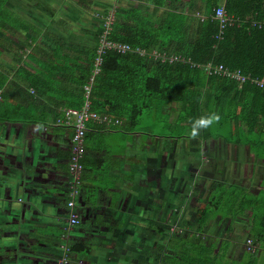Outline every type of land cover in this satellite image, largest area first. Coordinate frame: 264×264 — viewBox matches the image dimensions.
Instances as JSON below:
<instances>
[{
  "label": "crops",
  "instance_id": "0c3cea01",
  "mask_svg": "<svg viewBox=\"0 0 264 264\" xmlns=\"http://www.w3.org/2000/svg\"><path fill=\"white\" fill-rule=\"evenodd\" d=\"M112 1L0 0V77L6 79L0 90V264H62L66 249L67 264H156L163 243L158 232L170 227L173 201L182 186L186 191L193 148L187 135L130 131L120 119L111 127L89 123L75 209L80 224L67 226L74 130L58 121L77 104L73 81L99 45L102 15ZM185 5L179 8L188 15ZM117 8L120 26L130 15L156 19L172 12L158 11L149 0H117ZM108 15L114 19V9ZM176 108L163 107L169 121ZM200 146L189 184H197L193 205L203 215L198 221L206 216L203 208L214 212L196 235L226 264H247L252 241L264 264V241L253 240L255 230L264 233V153L258 159L250 145L221 139ZM219 186L239 190L255 208L226 217L210 204ZM75 244L89 251L70 252Z\"/></svg>",
  "mask_w": 264,
  "mask_h": 264
},
{
  "label": "trees",
  "instance_id": "16d2710c",
  "mask_svg": "<svg viewBox=\"0 0 264 264\" xmlns=\"http://www.w3.org/2000/svg\"><path fill=\"white\" fill-rule=\"evenodd\" d=\"M114 1L102 15L103 26L108 12L114 9L108 41L129 45L135 51H145L146 55L108 52L102 56L100 71L95 74L91 87L92 110L122 120V127L130 131L141 128L154 133L153 127L161 124L166 134L187 135L194 149H199L195 146L200 143L219 139L250 145L260 159L264 153V89L251 82L240 84L227 77L209 75L193 64L223 65L244 75L264 78V0H149L158 11L170 9L172 12H163V16L156 19L150 15H130L127 26H120V9L117 0ZM181 2H186L188 15L181 14L184 8H179ZM222 6L235 23L221 32L215 10ZM96 48L73 81L78 101L69 105L76 109L85 101L83 87L91 78ZM152 52L177 56L187 62L154 61L149 56ZM5 82L6 79L0 77V90ZM1 96L4 98L3 93ZM168 104L177 106L173 121L162 112ZM144 113L155 120L148 128L142 127ZM213 113L220 116L219 123L200 131L195 139L191 138L192 122ZM200 157L199 151L188 150L189 170L185 181L186 191L189 188L191 194L187 196L190 192L182 186V195L173 201L170 227L158 232L163 243L158 246L156 264H226L224 256L200 234L196 235L214 212L203 208L206 216L198 221L203 215L195 212L193 205L199 198L195 187L189 184ZM216 192L212 193L210 204L215 210H225L226 217L237 219L249 208H255L253 201L245 200L237 189L219 186ZM232 199H235L234 205L230 203ZM181 209L184 211L178 216ZM191 213L195 215L193 221H190ZM253 235V240L264 241L263 232L255 230ZM69 249L75 254L89 251L87 245L81 244L69 246ZM248 258L247 264H258L254 252Z\"/></svg>",
  "mask_w": 264,
  "mask_h": 264
},
{
  "label": "built area",
  "instance_id": "2783aa9c",
  "mask_svg": "<svg viewBox=\"0 0 264 264\" xmlns=\"http://www.w3.org/2000/svg\"><path fill=\"white\" fill-rule=\"evenodd\" d=\"M215 20L220 23L221 32L227 27L234 25L235 21L233 18H229L225 12L224 6L215 10ZM113 23V16L108 15L105 19L103 25V32L99 39V45L96 50V55L94 59V67L92 70L90 80L84 85V96L85 101L83 106L80 109L69 108L64 111V117L59 119L58 124L72 127L74 130V135L72 137V161L70 164V173L72 176L71 182V192L70 199L68 201L67 207L73 211V214L69 216L68 227H77L80 224V217L76 214V198L80 195L82 178L81 174L84 170V166L81 162L84 156V142L87 134V127L89 123L97 124L103 127L118 126L121 124L120 120L114 119L110 116L99 114L92 110V100H91V87L94 80L95 74H98L100 71V66L102 62V56L106 53H117V54H126L130 52H137L141 56H145L146 52L141 50H133L129 45L120 44L115 42L108 41V36L110 33V27ZM264 25V23H262ZM259 26V23H258ZM150 58L154 61H160L162 63H172V62H187L179 57H171L165 54H158L152 52L149 54ZM196 67H202L209 74H216L219 76L227 77L233 79L240 84L251 82L252 84L257 85L258 87L264 89V78H254L250 75H244L239 70H230L223 65H214L212 63L206 65L193 64ZM252 247L250 251L256 246L252 245V242L249 241ZM68 249H66L65 257L61 260L62 264H67L69 259L67 258Z\"/></svg>",
  "mask_w": 264,
  "mask_h": 264
},
{
  "label": "clouds",
  "instance_id": "9594fccd",
  "mask_svg": "<svg viewBox=\"0 0 264 264\" xmlns=\"http://www.w3.org/2000/svg\"><path fill=\"white\" fill-rule=\"evenodd\" d=\"M220 116L213 113L208 117H201L192 122L191 131L189 133L190 137L195 139L200 131L210 128L214 123H219Z\"/></svg>",
  "mask_w": 264,
  "mask_h": 264
},
{
  "label": "rangeland",
  "instance_id": "374dc122",
  "mask_svg": "<svg viewBox=\"0 0 264 264\" xmlns=\"http://www.w3.org/2000/svg\"><path fill=\"white\" fill-rule=\"evenodd\" d=\"M152 122H155L152 118H151V116L150 115H147V113H144L143 114V119H142V127H144V128H148V127H150V125L152 124ZM139 131H144L145 132V130H143V129H138ZM164 133L165 132V129H164V127L160 124V125H158L157 124V126H156V128H155V135L156 134H159V133ZM192 151H194V152H200V153H202L201 152V146H200V148L199 149H193ZM202 158H203V154H202ZM195 187H197V184H195ZM187 196H188V194H187ZM261 211V210H260ZM174 212H176V211H174ZM180 214H182L181 212H179L178 213V216H180ZM213 214H211V216H212ZM213 217V216H212ZM254 250H255V248H253L252 250H251V253H253L254 252Z\"/></svg>",
  "mask_w": 264,
  "mask_h": 264
},
{
  "label": "flooded vegetation",
  "instance_id": "af4514ba",
  "mask_svg": "<svg viewBox=\"0 0 264 264\" xmlns=\"http://www.w3.org/2000/svg\"><path fill=\"white\" fill-rule=\"evenodd\" d=\"M191 144V143H190ZM194 149V147L192 148V150ZM67 226H68V223H67ZM67 228V227H66Z\"/></svg>",
  "mask_w": 264,
  "mask_h": 264
},
{
  "label": "bare ground",
  "instance_id": "6f19581e",
  "mask_svg": "<svg viewBox=\"0 0 264 264\" xmlns=\"http://www.w3.org/2000/svg\"><path fill=\"white\" fill-rule=\"evenodd\" d=\"M70 210H71V209H70ZM71 211H72V210H71ZM72 214H73V213H72ZM72 214H71V215H72Z\"/></svg>",
  "mask_w": 264,
  "mask_h": 264
}]
</instances>
